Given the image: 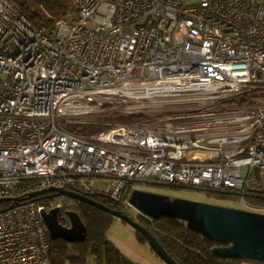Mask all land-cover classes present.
<instances>
[{"label":"built area","instance_id":"1","mask_svg":"<svg viewBox=\"0 0 264 264\" xmlns=\"http://www.w3.org/2000/svg\"><path fill=\"white\" fill-rule=\"evenodd\" d=\"M36 28L0 0V264H49L41 212L129 206L136 181L264 192V0H74ZM117 111V112H114ZM141 116L120 123L96 118ZM87 119H92L88 121ZM63 123L99 125L79 133Z\"/></svg>","mask_w":264,"mask_h":264},{"label":"water","instance_id":"2","mask_svg":"<svg viewBox=\"0 0 264 264\" xmlns=\"http://www.w3.org/2000/svg\"><path fill=\"white\" fill-rule=\"evenodd\" d=\"M139 183H155L150 181H136ZM167 187L187 188L174 183H155ZM190 189H197L188 187ZM208 191L207 189H204ZM53 191L55 195H67L80 203L92 205L98 209L117 216L130 224L139 232L151 250L166 264H178L142 224L133 219L125 211L112 209L96 201L91 196L84 195L65 188L50 187L30 193V198ZM219 193L216 190H209ZM12 203L0 210L6 211L14 207L17 198H4ZM129 206L139 214L151 220L167 217L182 220L186 226L204 237L223 243L212 249L213 253L223 258L252 260L264 263V213L245 210L211 202L192 200L163 193L133 189L129 196ZM43 222L53 239L61 238L70 242H81L86 237V227L76 211H68L66 220L62 223L58 209L42 211Z\"/></svg>","mask_w":264,"mask_h":264},{"label":"trees","instance_id":"3","mask_svg":"<svg viewBox=\"0 0 264 264\" xmlns=\"http://www.w3.org/2000/svg\"><path fill=\"white\" fill-rule=\"evenodd\" d=\"M14 8L23 13L36 28H48L54 20L74 10V0H8ZM141 116H129L127 120L138 119ZM99 126V125H98ZM97 131V130H95ZM188 188V187H187ZM207 196L220 204L225 203L234 195L233 192L207 191ZM99 201L111 208L123 210L119 204L107 196L98 194ZM108 198V199H107ZM245 198L252 210L264 208V192L248 190ZM111 201H110V200ZM115 204V205H114ZM121 207H119V206ZM77 213L86 227V237L81 242H70L61 238L50 239L49 264H86L87 256L91 255L96 264H136L125 256L107 237V229L112 215L92 205L79 203ZM136 220V219H135ZM64 223L63 220H60ZM145 226L164 247L166 252L178 264H240L241 259L223 258L215 255L214 247L223 243L213 241L190 230L182 220L161 217L151 220L140 216L136 220ZM139 240L147 243L144 237L136 231ZM252 261V260H248ZM253 264H264L253 261Z\"/></svg>","mask_w":264,"mask_h":264},{"label":"rangeland","instance_id":"4","mask_svg":"<svg viewBox=\"0 0 264 264\" xmlns=\"http://www.w3.org/2000/svg\"><path fill=\"white\" fill-rule=\"evenodd\" d=\"M114 112H117V111H114ZM118 117L112 114L109 116H100L96 118V120H99L103 124L107 122H112V123L117 124L123 121H128L126 118H118ZM87 120L91 121L92 119H87ZM63 125L69 130L76 131L79 133H87V132H93L95 130L103 129V126L92 125V124L78 125L75 123H63ZM107 181H108L107 178H104V177L96 178L95 184L93 185L94 195H91V197L98 202H101L99 201L98 194H102L105 191ZM133 186H134V189L136 188V189L151 191L155 193H163V194H168L172 196L192 199V200L220 204V202L218 203L213 198L207 196L208 192L204 190L205 187H198L197 189H190V188H179V187H167V186H163V185H159L155 183H139V182L133 183ZM251 188H253V190H257L256 186L251 187ZM223 191L228 192L226 189ZM231 192H233L234 195L230 197L225 203H222L220 205H225V206H230V207H235V208H240V209H245V210H252L249 207L242 204V202L240 201V194H237V192L235 191H231ZM112 209H118V208H112ZM118 210H121V209H118ZM122 211H125L128 215H130L133 219H136V220L139 219V217L141 216L139 212L136 209H134L132 206L124 207ZM252 211L264 213V208H262L261 210H252ZM106 234H107L108 239L111 242H113L116 245V247L134 263L136 264H166L158 255L155 254L154 251L151 250L150 246L147 243H142L139 240L136 234V230L130 224L121 220L117 216L112 215L111 223L107 229ZM252 262L253 261L245 260V261H242L240 264H253ZM65 264H71V263L66 262ZM86 264H96V262L94 261V258L91 255L87 256Z\"/></svg>","mask_w":264,"mask_h":264}]
</instances>
